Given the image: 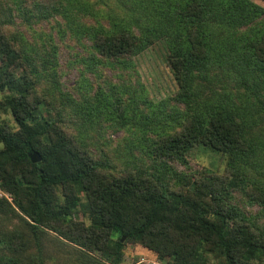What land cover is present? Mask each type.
<instances>
[{"label": "trees", "instance_id": "obj_1", "mask_svg": "<svg viewBox=\"0 0 264 264\" xmlns=\"http://www.w3.org/2000/svg\"><path fill=\"white\" fill-rule=\"evenodd\" d=\"M97 2L0 0V113L14 121L0 114V187L12 196L0 198V264H51L42 253L48 229L75 244L79 264H125L127 242L166 264H264V218L244 209L235 192L247 194L242 180L251 182L248 198L264 213V151L255 130L256 118L264 119V7L254 0ZM54 13L61 18L52 27L65 26L50 44L42 22L50 26ZM68 27L88 39L89 67L108 60L131 67L134 54L163 38L177 91L124 104V84L84 94L69 88L59 65ZM219 64L251 77L246 99L216 86ZM107 123L133 125L149 156L115 168L107 156L95 157L85 136ZM199 144L227 156L224 172L192 179L178 169ZM30 151L41 159L32 161Z\"/></svg>", "mask_w": 264, "mask_h": 264}, {"label": "rangeland", "instance_id": "obj_2", "mask_svg": "<svg viewBox=\"0 0 264 264\" xmlns=\"http://www.w3.org/2000/svg\"><path fill=\"white\" fill-rule=\"evenodd\" d=\"M97 1L90 0L96 7H99ZM109 1L117 3V0ZM254 1L264 7V0ZM103 6V9H106L108 5L105 4ZM71 14L80 21L86 19L89 22L92 17V15H84L79 13V11H72ZM53 17L54 19L50 26L45 21L42 22V27L45 29L43 32H47L46 36L49 37L48 42L50 44L53 38L55 39L56 37L58 39L56 30L65 26V22L61 21L52 27L56 22L55 20L61 18V15L54 13ZM20 27L25 28L24 24H21ZM68 29L69 34L66 35L65 39L64 36L62 37V42L59 45V65L62 70V79L69 88H77V90H81L80 92L84 94L86 92L92 93L98 84L106 91L114 90L112 86L115 83L124 84L126 85V88L122 92L124 104L127 103L130 97L138 100L147 96L151 100L158 101L173 95L177 91L178 84L166 58L168 48L163 38L150 43L146 48L134 54L132 56L133 66L131 67L116 66L114 60H108L106 63L95 64L89 67L88 63L92 64V62L90 60L88 39L75 34L71 27H68ZM213 74L216 75L215 84L218 88L229 86L235 92L240 91L239 96L241 98H247L248 90L244 85L251 78L244 77L247 73L243 71L238 72L237 69H228L227 66L223 67V65L219 64L213 69ZM77 77L79 80H77ZM128 94L130 95L127 97ZM3 96L4 92L0 91V100H2ZM134 104L135 101L133 102ZM128 106L130 107V105ZM122 111L126 113L124 110ZM0 114L14 124L9 111H1ZM127 115H131V110ZM255 117H257V114ZM256 119L258 127V130L255 127V130L258 132L256 135L258 134L259 144L263 146L260 151L263 152L264 119L262 117H257ZM140 135L139 131L133 132V125L122 126L119 123L113 125L107 123L106 127L90 129L88 136H85L87 137L85 141L87 146L92 145L90 150L95 157L101 158L102 156H107L113 168L126 167L130 163L129 159L133 157L142 158L144 155L149 156L146 143L143 140L139 141ZM262 158L264 162L263 155ZM227 165L228 160L225 154L218 153L199 144L185 153L184 163L178 165V169L186 172L187 176L193 179L195 176H201L205 173L209 174L212 171L222 173ZM248 168L241 167L242 170L240 172H248ZM258 176L261 178L260 174ZM240 178L242 180L244 177ZM242 182L243 185L246 184V192L249 194L252 190L250 186L252 183L244 179ZM241 188L235 190L239 204L244 209L264 218L261 205L251 203L248 195L243 191L244 188ZM75 216L84 220L86 219L87 223L89 222V219L80 212H77ZM3 222L5 220L0 219V227ZM56 236V232L50 229L45 230V233L41 236L44 242L43 257H52L51 264H79L81 252L78 251L75 244L66 241L64 238L61 239L62 242L58 241ZM28 250H34V247L28 248ZM94 254L99 255L100 253L96 251ZM123 256L125 264H166L165 260L157 257V253L140 243L127 242L123 247Z\"/></svg>", "mask_w": 264, "mask_h": 264}, {"label": "water", "instance_id": "obj_3", "mask_svg": "<svg viewBox=\"0 0 264 264\" xmlns=\"http://www.w3.org/2000/svg\"><path fill=\"white\" fill-rule=\"evenodd\" d=\"M29 156L32 161H39L41 159V155L38 151H30Z\"/></svg>", "mask_w": 264, "mask_h": 264}, {"label": "built area", "instance_id": "obj_4", "mask_svg": "<svg viewBox=\"0 0 264 264\" xmlns=\"http://www.w3.org/2000/svg\"><path fill=\"white\" fill-rule=\"evenodd\" d=\"M6 197L7 199L11 200L12 199V196L10 193L6 192L5 190H3L1 187H0V198L1 197Z\"/></svg>", "mask_w": 264, "mask_h": 264}]
</instances>
